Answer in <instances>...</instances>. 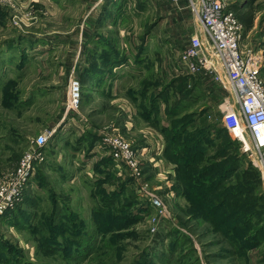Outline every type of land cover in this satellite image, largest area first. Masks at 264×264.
<instances>
[{"label": "rangeland", "instance_id": "374dc122", "mask_svg": "<svg viewBox=\"0 0 264 264\" xmlns=\"http://www.w3.org/2000/svg\"><path fill=\"white\" fill-rule=\"evenodd\" d=\"M226 1L228 9L235 10L242 27L241 42L244 38L246 43L248 29L264 26V0ZM189 5V0H0V187L21 158L35 148L36 141L44 133H52L43 149V160L33 164L22 200L7 220L0 216L1 241L13 253L18 252L23 263L64 264L40 247L53 232L63 244V236L52 230L50 218L52 213L63 215L68 211L78 215L77 220L87 227L75 239L84 245L82 234L96 228L92 239H99V243L104 236L110 243L98 254L89 253L83 264H264V180L248 154L242 152L239 141L223 128L221 110L228 95L212 77L172 72L190 38L203 37ZM97 36L110 40L120 52V56H111L108 63L113 60L115 66L109 74L102 57L94 56L103 48L97 45L102 44L100 40L95 42ZM148 78L159 83L153 90L161 96L156 127L143 120L139 102L129 97ZM72 80L78 85L76 104L70 103ZM163 85L167 86L164 96ZM183 87L188 91L181 93ZM150 96L147 92V98L140 102ZM203 125H213L217 131L203 130ZM82 130L107 133L132 149H145L138 158L139 169L162 201L164 217L156 218L150 210L144 212L137 196L129 208L131 216L123 222L107 228L106 218L99 215L93 222L92 183L106 175L126 182L127 188L115 199L116 207L125 200L132 201L135 184L122 163H103L111 156L100 143L101 137L93 147L81 145L77 153L73 150L80 144L76 141L84 137L80 135ZM202 134L207 141L198 151L206 153H193L196 157H189V161L206 162L211 158L217 168L219 163L236 158L239 167L225 180L227 190L223 194L211 188L185 196L181 192L186 187L192 192L188 186L191 173L188 168L177 169L169 152L162 156L161 146L171 152L176 149L175 141L187 136H192L187 141L197 140ZM223 148L230 149L226 159ZM210 162L203 167H210ZM250 168L256 176L243 179L256 186L258 177L260 186L245 195L235 184L239 174ZM98 169L100 177L95 172ZM176 171L183 173L179 185L170 177ZM37 173L42 175L41 181L36 179ZM213 177L209 178L211 187ZM254 197L259 202L257 214L248 216L249 221L239 219V211L249 205L247 198ZM66 220L75 222L74 217L64 215V224ZM234 224H238L236 231ZM32 225L36 232L27 229ZM119 233L129 235L121 238L120 245L111 247V236ZM67 245L76 255L96 247L91 244L75 250L76 245ZM118 251L121 257L116 256ZM233 252L236 256H231ZM10 254L0 247V256L9 257L8 264H13Z\"/></svg>", "mask_w": 264, "mask_h": 264}, {"label": "built area", "instance_id": "2783aa9c", "mask_svg": "<svg viewBox=\"0 0 264 264\" xmlns=\"http://www.w3.org/2000/svg\"><path fill=\"white\" fill-rule=\"evenodd\" d=\"M177 3L179 0H170ZM189 6L200 23L203 37L192 36L180 53L173 74L209 76L226 92L221 122L240 143L264 180V79L261 65L250 51L241 47L242 27L226 0H189ZM178 72V73H177ZM70 103L78 101V85L71 81ZM52 133H44L35 148L25 154L17 168L0 187V216L13 210L22 200L21 193L32 176L34 163L43 160V149ZM113 161L122 163L137 185L140 199L148 203L154 217H164L162 201L141 176L138 158L145 149H132L118 137L102 134L101 142Z\"/></svg>", "mask_w": 264, "mask_h": 264}, {"label": "trees", "instance_id": "16d2710c", "mask_svg": "<svg viewBox=\"0 0 264 264\" xmlns=\"http://www.w3.org/2000/svg\"><path fill=\"white\" fill-rule=\"evenodd\" d=\"M229 10H231L235 13V10H233L231 8H229ZM98 40H100V43H102V44H97V45L101 46L103 48L100 49V51H97L96 49H93L91 51L96 50L94 52V56L102 57V59L104 60V64H103L104 68H105L106 72L108 73V72H110V69H112V67L115 66L114 64H112L113 60L111 61V64L108 63L111 60V56L112 55L120 56V52L116 50V47H114V45H112L111 41L108 40L107 38L97 36L95 39V42L98 43ZM121 56H123V55L121 54ZM140 56H139V58H140ZM97 75H99V74H95L94 76H97ZM146 80L147 81L144 82V86H142L140 89H137L138 91L136 93L130 94L129 97L131 99H134V101H135V99H137V102H139V107L141 109H143V111H144L143 115H142L143 120L151 122V124L156 127L155 123H158V120H160L159 119V112L157 110V104L159 103L158 99H160L161 96L159 95L157 97V93H154L153 90L158 87L156 85H158L159 83L158 82L152 83V82H150L149 78ZM181 82H183V84H185L186 80L182 79ZM146 86H149V87H146ZM148 89H149V91H148ZM166 90H167V86L163 85L162 90H161V93L163 96L165 95ZM187 91H184V87H183V88H181L180 92L182 93V92H187ZM147 92L151 93V96L149 97L150 100L148 99L149 102L146 103L148 100L145 102H140V100H144L147 98L146 97ZM144 103H146V104H144ZM188 118L189 117H187V119ZM179 123H180V121H179ZM177 126H178V124L175 126L176 130H177ZM220 126L221 125L219 124L217 127L219 128ZM202 127H203V130H206V131L210 130L211 133L213 131H215V132L217 131L216 127H214L213 125H203ZM223 128H224V126H223ZM82 132H83V130L81 131L80 135L82 136L84 134V137H81L76 141V143L79 142L80 144H78V145L76 144V147L73 149L76 153L80 149L81 145L93 147V146H95L94 144H97V142L98 143L100 142V139L98 138V134L95 133V131L91 130V131H84L83 133ZM184 132L185 131H183L182 133H184ZM189 138H192V136H187L185 140L180 139L178 141H175L176 149H174L171 152L168 149H165L163 144L161 146V155L162 156L169 152L170 157L173 159L172 162L177 164V169L182 171V170H184V168H188L190 173H191V177L188 180V182H189L188 186L192 188V192L190 191V189L188 187H186L184 190H182L181 193L185 196H188V195L192 194L195 190L205 189V190L209 191L212 188L213 189L212 192H216V193L221 192V194H223L227 190V187L225 186V180L228 178L229 174H231L232 172H235L236 169L239 167V161L236 158H233L227 162L219 163L217 168H214V166H213L214 163L210 162L211 158H206V162H203V161L191 162V161H189V157H196L195 155L193 156V153H195L197 155L206 153L205 151H198V147L203 142L207 141V136L205 134H202V136H199L197 140L192 139L191 141H187V139H189ZM171 146H172V144H171ZM134 149H136V147ZM157 150H159V147L157 148ZM235 152H237V151H235ZM155 154H157V153H155ZM189 154H190V156H189ZM222 154L224 155V159H226L227 157L230 156V149L229 148H223ZM72 156H75V155H72ZM237 156H238V154H237ZM103 160H104L103 163L108 164L109 161H111L113 159H112V157H107L106 159H103ZM208 162H210V167L204 168L203 165H205ZM103 163H101V164H103ZM250 169L243 170L238 176L239 181L235 184L239 188V190H241V192H243L245 195L251 193L252 190L255 189L257 186L258 187L260 186V179L258 177L256 178V186L254 184L248 185L249 183H252V182H247L246 180L243 179V177H252V174H255L252 171V169L251 170ZM95 172L98 175V177L101 176V172L99 171V169L96 170ZM110 172L112 173V171H110ZM212 174H214V177H213L212 187H211L209 178ZM255 176H256V174H255ZM170 177H172V179H171L172 182H175V184H176L178 181V185H179L181 180L183 179V173L176 171L175 176L173 174H171ZM41 178H42V175H40V173H37L36 179L38 181H41ZM131 179H133V178H131ZM174 179H175V181H174ZM134 184H135L134 187H135V194L136 195L135 194L133 195L132 201L130 199L125 200L119 207H116L114 205L115 199H117L121 195V193L124 192V190L127 188V183L122 182L121 179L116 178L115 176L112 177L110 175H106L105 178L99 179L95 184L92 183L91 197H92L93 202H94V207L92 208L91 213H92L93 222L95 223L94 217H96L97 215H99L100 217H105L106 221H107V222H105V225L108 228V226L112 227L113 223H121L124 220L128 219L132 213V211L129 208L134 205V199L137 198V196H138L137 186H136L135 181H134ZM106 185L109 186V188H106L105 187ZM171 187H173V186H171ZM138 198H139V196H138ZM247 200H248L249 205H248L247 209H245L243 211H239L242 213V215L239 217V219L245 218V219H247V221H249L250 217H248V216H251V218H252L257 214V210H259V208H258L259 202H258V199L256 197H254L250 200L247 198ZM142 202H143L142 204L145 207V208L143 207L144 212H149V210L151 211L148 203H146L144 201H142ZM48 209H50V208H48ZM48 209H40L39 211L41 212L42 210H48ZM51 211H54V209L51 208L49 210V212H51ZM11 212H12V210L6 212L2 217L3 218L6 217V220H7L10 217ZM67 212L68 211L63 212L64 213L63 215H61L60 213L58 215H55V213L51 214L52 216L50 218V224H51L50 226H51L52 230H56L57 233L59 232V234H61L63 236L64 240H63V244H59V242L57 241L56 234L52 231L53 233L48 234V237L50 238V240H46V245H42L40 247L44 253H46L50 256H54L58 262H61L64 264H77V263L83 264L85 262L84 260L88 259L89 253L95 255V254L102 252L106 247L110 246V243L106 242V240H108L107 237L104 238V236H103L102 239L99 241V243H98L99 239H97V238L92 239V236L94 234H96L95 233L96 228H95L94 232H91L89 230L86 232L87 234L84 233L81 236L82 238L85 237V239H86V243L84 245L91 246V244H93V245L95 244L96 245L95 249L91 248V250L89 252L85 253L84 255H76L75 253H73L74 249H70L67 245V242H70L71 244L76 245L77 247L75 248V250H78V248L84 246L81 243L82 240L75 239L74 237L79 235V232L81 230H83V229L87 230V227L84 223L82 224L77 220V217H79L78 215H76V214L74 215L73 213H67ZM211 214H212V211H211ZM64 215H66L68 217H71V216L74 217L75 222L73 220H70V221L66 220V223L64 224V222H63ZM47 217H48V215H47ZM55 220H56V222L54 223ZM57 220H59L58 224H57ZM69 225L71 226V229L67 230L66 228ZM237 227H238V224H234L232 226L234 231H236L235 229ZM27 229L29 231L36 232V226L35 225H32L31 227L29 226ZM18 230H22V229L18 228ZM100 230H101V228H100ZM108 230H110V229H108ZM111 230H112V228H111ZM98 232H100L99 234H102L103 231H98ZM259 233H260L259 230H256V234H259ZM128 235L129 234H127V233H119V235L117 237L111 236V239H114L111 241V243H112L111 247H116V246L120 245L122 243L121 238H124ZM0 247H2L4 249H8L10 251V253H11L10 255L14 258L13 264H29V263H23L24 261H22L21 257L18 256V252L13 253V251H11L10 246L7 245L5 242L1 241V238H0ZM248 250L249 249L246 248V253H245L246 257H248ZM57 252H60V254H56ZM243 252H244V250L241 251V253H243ZM233 254H235V256H236V253H234V252L231 254V256H233ZM116 256L121 257L122 255L118 251L116 253ZM140 256H143V254ZM8 258L9 257L2 258L0 256V264H8L9 263ZM77 259H79V261ZM138 259H140V258H138Z\"/></svg>", "mask_w": 264, "mask_h": 264}, {"label": "crops", "instance_id": "0c3cea01", "mask_svg": "<svg viewBox=\"0 0 264 264\" xmlns=\"http://www.w3.org/2000/svg\"><path fill=\"white\" fill-rule=\"evenodd\" d=\"M186 7V6H184ZM198 22V21H197ZM247 42H241V51L246 54L248 50L258 58V61L261 65V75L264 78V26H259L258 30H255L253 27L248 29L246 32ZM98 138L103 134L102 132L97 133Z\"/></svg>", "mask_w": 264, "mask_h": 264}, {"label": "bare ground", "instance_id": "6f19581e", "mask_svg": "<svg viewBox=\"0 0 264 264\" xmlns=\"http://www.w3.org/2000/svg\"><path fill=\"white\" fill-rule=\"evenodd\" d=\"M228 6V5H227ZM235 14V13H234ZM235 16H236V14H235ZM236 18H237V16H236ZM238 19V18H237ZM239 21V20H238ZM260 74H261V69H260ZM261 77H262V75H261ZM263 78V77H262ZM264 79V78H263ZM103 134H107V133H103ZM109 135V134H108ZM102 136V135H101Z\"/></svg>", "mask_w": 264, "mask_h": 264}]
</instances>
